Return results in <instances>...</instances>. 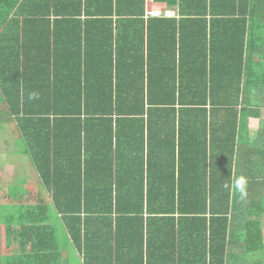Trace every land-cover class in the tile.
<instances>
[{
	"label": "trees",
	"instance_id": "trees-1",
	"mask_svg": "<svg viewBox=\"0 0 264 264\" xmlns=\"http://www.w3.org/2000/svg\"><path fill=\"white\" fill-rule=\"evenodd\" d=\"M148 1L0 0V128L38 183L3 177L0 264H65L63 229L82 264L264 250V0Z\"/></svg>",
	"mask_w": 264,
	"mask_h": 264
},
{
	"label": "crops",
	"instance_id": "crops-1",
	"mask_svg": "<svg viewBox=\"0 0 264 264\" xmlns=\"http://www.w3.org/2000/svg\"><path fill=\"white\" fill-rule=\"evenodd\" d=\"M179 0H150L148 2H150V11H161V12H173L175 13L176 15L174 17H158V18H177L179 19V14H178V6H177V3H178ZM149 13V12H148ZM148 15V14H146ZM149 18H156V17H153V16H149ZM148 18V19H149ZM221 119V118H220ZM247 134V137L248 138H251L252 140H256L257 137H259V129L258 128H254V126H251V128L248 130V132L246 133ZM246 137V139H247ZM15 144H16V140H15ZM17 146V145H16ZM244 148H241V150L239 151L240 153L242 152ZM240 153L236 155V160H235V163H234V173L235 174H238V172H245L246 169H247V166H248V173H253V166L255 165V170L258 169V165H257V162L255 164V162L253 161V158L254 156H257V155H249V154H246L245 153V156L241 157L240 156ZM212 155L210 154L209 157H211ZM29 165V163H28ZM30 167V165H29ZM212 168H214V170L217 172L220 173V171L222 173H225V168H226V163L224 162H221L217 159H214V163L212 164H208V167L207 169L210 171ZM32 170V169H31ZM9 174L11 175V173L9 171H3L1 174V182H0V185L3 184V177L5 174ZM257 173V172H255ZM35 174V173H34ZM35 177V176H34ZM16 180H19V179H16ZM21 181H25V183H27L28 185L30 184H38L36 183L35 179L32 181V182H29L26 181L25 179H21ZM264 189V186L262 187ZM64 232V234H63ZM60 238L62 240V248H63V251L64 253L67 255L68 254V251L69 252H72L74 251L72 254H74L76 256V259L80 260V264H82V258H81V255L79 254L78 250L75 248V246L73 245L72 241L68 239L67 235H65V231L64 229L62 230V232L60 233ZM65 242H66V249L64 246L65 245ZM70 247V249H69ZM68 260V258H67ZM65 262V260H64ZM250 263H255V264H264V250L262 251H259L257 252L256 254H253L250 256Z\"/></svg>",
	"mask_w": 264,
	"mask_h": 264
},
{
	"label": "rangeland",
	"instance_id": "rangeland-1",
	"mask_svg": "<svg viewBox=\"0 0 264 264\" xmlns=\"http://www.w3.org/2000/svg\"><path fill=\"white\" fill-rule=\"evenodd\" d=\"M15 140L16 137L9 128L6 126L0 128V182L3 171H9L15 179H25L28 183L32 182L36 176L29 167L26 158L19 152ZM64 247L66 249L67 245ZM73 252L68 251V260L65 259V264H80V260L76 259V256L72 254Z\"/></svg>",
	"mask_w": 264,
	"mask_h": 264
},
{
	"label": "built area",
	"instance_id": "built-area-1",
	"mask_svg": "<svg viewBox=\"0 0 264 264\" xmlns=\"http://www.w3.org/2000/svg\"><path fill=\"white\" fill-rule=\"evenodd\" d=\"M148 15L153 17H174L176 14L173 12L150 11Z\"/></svg>",
	"mask_w": 264,
	"mask_h": 264
},
{
	"label": "clouds",
	"instance_id": "clouds-1",
	"mask_svg": "<svg viewBox=\"0 0 264 264\" xmlns=\"http://www.w3.org/2000/svg\"><path fill=\"white\" fill-rule=\"evenodd\" d=\"M244 183H245L244 177H240L235 181V186L238 188H242Z\"/></svg>",
	"mask_w": 264,
	"mask_h": 264
}]
</instances>
